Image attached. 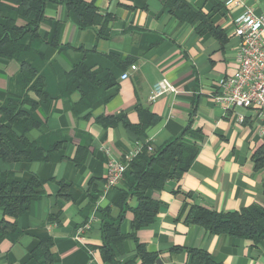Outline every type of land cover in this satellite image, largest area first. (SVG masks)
Returning <instances> with one entry per match:
<instances>
[{
	"label": "crops",
	"instance_id": "crops-1",
	"mask_svg": "<svg viewBox=\"0 0 264 264\" xmlns=\"http://www.w3.org/2000/svg\"><path fill=\"white\" fill-rule=\"evenodd\" d=\"M187 1L209 16L217 28L216 36L198 34L192 24L172 16L159 0H96L99 13L112 16L106 38L98 37L95 27L79 29L59 0L46 3V20L39 26L40 40L35 46L43 55L40 64L49 91L53 93L78 63L98 69L99 77L110 76L114 85L77 114L72 109L81 97L78 91L55 99L43 123L30 130L33 139L59 131L64 143L55 156L60 159L0 161V172L9 173L13 180L32 175L43 180L42 195L17 218L4 215L0 208V220L15 221L22 230L16 240L0 236V264H34L30 251L46 236L53 241V264H108L99 252L98 208L110 206L116 215L114 203L122 186L120 182L105 187L109 155L124 159L135 141L142 142L137 137L160 146L186 127L189 131L184 139L197 146V155L179 179L170 178L161 190L149 192L159 202V210L150 225L137 230L138 242L155 255L151 264H188L190 249L205 251L221 264H264V240L253 243L213 234L185 222L192 204L225 212L264 207V167L254 165V153L264 143V133L259 130L264 119L249 108L225 110L210 96L218 80L232 75L237 66L240 39L233 19L249 9L264 13V0ZM132 64L136 69L130 68ZM18 69L17 61L0 59V96L12 92ZM123 72L127 73L124 79ZM162 78L176 92L150 98L153 84ZM139 109L155 118L141 134L121 122L106 127L95 120L124 113L130 124L137 125ZM87 112L89 118L84 117ZM80 143L88 144L87 156L77 166L72 158ZM59 181L73 185V199L60 205ZM134 204V198L130 199L129 205ZM132 217L127 210L121 233L132 231ZM85 223L88 228L79 231ZM135 254L136 244L130 237L122 242L117 258L125 262L134 260ZM140 262L137 258L134 263Z\"/></svg>",
	"mask_w": 264,
	"mask_h": 264
},
{
	"label": "trees",
	"instance_id": "trees-1",
	"mask_svg": "<svg viewBox=\"0 0 264 264\" xmlns=\"http://www.w3.org/2000/svg\"><path fill=\"white\" fill-rule=\"evenodd\" d=\"M49 0H0V59L15 60L19 64L17 74L11 84V93L0 96V161L31 162L57 160L55 153L64 143L59 131H53L39 139H33L29 132L39 127L52 108L57 98L69 96L78 91L79 101L73 106L77 114L89 109L92 103L105 94L114 85L110 76L99 77L98 69H91L84 63H78L66 73L65 80L52 93L47 87L46 77L40 61L42 53L35 43L40 40L39 26L46 20L45 6ZM67 10L69 19L79 28L95 27L97 36H108L110 13L101 15L96 0H59ZM169 13L182 22L195 27L198 34L211 33L217 35V28L209 16L193 7L187 0H159ZM58 29L53 35L54 40ZM32 93L34 96L30 95ZM140 121L132 125L124 113L114 116H99L97 122L104 126H112L121 122L135 133L141 134L154 121L149 111L138 110ZM90 113L84 114L89 118ZM189 127L176 138L168 140L160 146L147 149L145 144L141 151L128 163L121 180L119 195L114 203L118 209L116 215L111 213V207L98 208L101 219V245L99 252L103 262L108 264H151L155 255L148 253L142 243L136 238L138 229L148 226L154 220L159 202L149 195V192L161 190L170 178L179 179L193 163L198 148L194 143L184 139ZM136 140H142L137 137ZM87 143H80L72 158L75 165L80 166L87 156ZM256 168L264 167V143L254 153ZM43 180L32 175L28 179L13 180L9 173L0 172V208L3 214L12 218L26 212L32 201L42 195ZM57 196L59 205L63 201L73 199V185L59 181ZM92 197V202L97 199ZM134 198L135 204L129 205ZM130 210L132 231L123 234L120 223L125 212ZM187 224L199 225L213 234H226L233 238L249 240L257 243L264 240V207H245L237 211H215L198 204H192L185 214ZM22 230L15 221L0 220V236L16 240ZM133 238L136 244L134 260L120 262L119 250L126 238ZM51 237H41L30 251V259L34 264H53L54 254L51 251ZM188 264H221L213 260L210 254L202 250L190 249ZM130 261V262H129ZM95 264V263H91Z\"/></svg>",
	"mask_w": 264,
	"mask_h": 264
},
{
	"label": "built area",
	"instance_id": "built-area-1",
	"mask_svg": "<svg viewBox=\"0 0 264 264\" xmlns=\"http://www.w3.org/2000/svg\"><path fill=\"white\" fill-rule=\"evenodd\" d=\"M233 26L235 35L240 39L237 66L232 75L218 80L210 96L225 110L235 107L249 108L264 119V13H254L249 9L233 19ZM130 68L134 70L136 65L132 64ZM126 77L127 73L123 72L121 78ZM165 92L176 91L168 79L162 78L153 84L150 98L161 96ZM259 130L264 133V121ZM149 143L148 140L135 141L133 149L124 159L109 155L105 173L106 188L121 182L128 163L142 147L147 144V149L151 150ZM87 228L88 223H85L79 231Z\"/></svg>",
	"mask_w": 264,
	"mask_h": 264
}]
</instances>
